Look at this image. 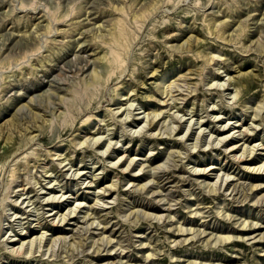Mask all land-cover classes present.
Here are the masks:
<instances>
[{"label": "rangeland", "instance_id": "obj_1", "mask_svg": "<svg viewBox=\"0 0 264 264\" xmlns=\"http://www.w3.org/2000/svg\"><path fill=\"white\" fill-rule=\"evenodd\" d=\"M261 235L264 0H0V264H264Z\"/></svg>", "mask_w": 264, "mask_h": 264}, {"label": "bare ground", "instance_id": "obj_2", "mask_svg": "<svg viewBox=\"0 0 264 264\" xmlns=\"http://www.w3.org/2000/svg\"><path fill=\"white\" fill-rule=\"evenodd\" d=\"M139 14V13H138ZM239 29H240V26L235 30V32H237V31H239ZM164 90V89H163ZM165 93V92H164ZM159 115V113H157V112H154V116H158ZM240 124V123H239ZM237 126V125H236ZM241 127V126H240ZM225 128V127H224ZM231 128H232V126H231ZM226 129V128H225ZM245 130V129H244ZM223 132V131H222ZM245 132V131H244ZM230 134V133H229ZM246 134H248L247 132H246ZM240 135H241V133H240ZM226 136V135H225ZM228 136V135H227ZM33 138H34V136H32ZM31 137V138H32ZM249 138V137H248ZM223 141V140H222ZM247 142V141H246ZM237 144V143H236ZM245 144V143H244ZM244 144H242V145H244ZM247 146V145H246ZM254 147H256V146H254ZM231 149V151H236V150H238V149H243V147H241V146H236V145H232V147H230ZM247 149H249L248 147H247ZM250 149H252V148H250ZM249 149V151L253 154L254 152V149H252V151ZM258 149V148H257ZM245 150H246V148H245ZM242 151H244V149L242 150ZM246 151H248V150H246ZM17 152V151H16ZM249 152V153H250ZM15 153V152H14ZM243 153H246V152H242V154ZM251 153H250V155H251ZM237 154V153H236ZM247 154V153H246ZM239 155H241V154H239ZM245 155V154H244ZM244 155H242V156H239L240 157V161H245V162H251V160H255V157H252V158H249V157H244ZM124 155H122V157H123ZM121 157V158H122ZM249 158V159H248ZM237 159V158H236ZM256 162V161H255ZM259 165V164H258ZM257 165H255L253 168H251V171H253V170H257L258 171V167L257 168H255ZM243 167V166H242ZM208 168H214V166H206L204 169H203V171L205 172L206 170H208ZM215 168H216V166H215ZM247 168V167H246ZM248 168H249V166H248ZM202 169V168H201ZM261 169V168H260ZM260 169H259V171H260ZM196 170V169H195ZM194 170V171H195ZM202 170H200V169H198V172L200 173ZM125 172V171H124ZM195 173H196V171H195ZM202 173V172H201ZM205 174V173H204ZM96 176V175H95ZM92 180H93V178H92ZM94 182L96 183L97 182V180H96V178H94ZM113 183L114 182H112V184L109 186V185H107V186H105V187H102L103 188V192H100L103 196H106V195H111L112 194V192L115 190V188H113ZM93 185V184H92ZM91 185V186H92ZM214 189V188H213ZM101 190V189H100ZM106 191H109V194L107 193V194H105L106 193ZM215 191H216V189H215ZM99 193V192H98ZM161 196V195H160ZM67 198V197H66ZM171 201V200H170ZM82 202H79V203H77V207L78 208H81L82 207ZM156 208H159V206H155ZM168 209H170V207H168ZM76 210H73L72 212H75ZM77 212V211H76ZM56 213H58V212H55L54 214H56ZM51 215V214H50ZM53 215V214H52ZM62 217L59 219V220H61L62 222H61V224L63 223V222H65L66 221V224H69L70 222V219H72V217H74V216H72L71 218H69L68 220H67V216L68 215H70V212L69 213H63V215H62V213L60 214ZM67 215V216H66ZM56 217V216H55ZM53 219H56L57 220V218H53ZM39 223H41V222H39ZM56 223L57 222H55V221H53V223L52 224H54V225H56ZM93 223V222H92ZM100 224V223H99ZM99 224H97V225H99ZM57 225H58V223H57ZM55 227H58V226H55ZM26 232V231H25ZM24 233V232H23ZM43 235L45 236V234L44 233H42L40 236H36L35 238H33V239H28L29 240V243L30 244H34V242L36 243V239H38V238H40V240H39V242H41V239H42V237H43ZM261 237H264L263 235H261ZM24 238V237H23ZM228 237H226V238H223V240L224 239H227ZM15 239V237L13 238V240ZM18 239V238H17ZM103 239V243H101V246H104V247H107L111 242H112V238H110V237H107V238H102ZM222 239V238H221ZM23 240V239H22ZM24 241V240H23ZM27 242V241H26ZM24 243V242H23ZM93 244H95V242L93 243ZM92 245V244H91ZM112 245V244H111ZM20 247H21V245H19ZM30 247V246H29ZM17 248V247H16ZM16 248H14V249H16ZM22 248V247H21ZM23 249V248H22ZM22 249H21V251H22ZM31 249V248H30ZM96 252H99V250H100V248L99 247H97L96 246ZM112 250L113 249H111V248H109V251H111V253H109V255H111L112 254ZM24 251V250H23ZM14 252H15V250H14ZM17 252V251H16ZM20 251H18V253H19ZM24 252H26V251H24ZM23 252V253H24ZM20 254H21V252H20ZM19 254V255H20ZM115 254H116V252H115ZM118 254H120V253H118ZM12 255H14L13 253H12ZM15 256V255H14ZM17 256H18V254H17ZM22 256H23V254H22ZM12 262V261H11ZM112 264V263H111Z\"/></svg>", "mask_w": 264, "mask_h": 264}]
</instances>
